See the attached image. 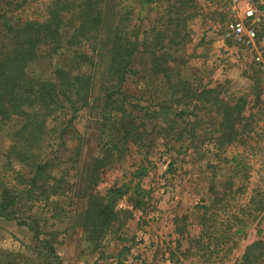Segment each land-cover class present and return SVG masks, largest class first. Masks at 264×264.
I'll use <instances>...</instances> for the list:
<instances>
[{"label": "rangeland", "instance_id": "374dc122", "mask_svg": "<svg viewBox=\"0 0 264 264\" xmlns=\"http://www.w3.org/2000/svg\"><path fill=\"white\" fill-rule=\"evenodd\" d=\"M49 1L32 0L18 11L20 19L42 18ZM195 1L190 12L198 15L183 31L191 41L171 52L181 56L179 71L194 87L216 88L224 101L246 102V119L235 127L236 134L225 129L219 111L203 108L196 100L178 104L170 87L153 74L151 57L142 50L124 84L126 112L114 118L141 139L127 145L117 139L123 152L101 171L97 189L105 193L123 184L134 189L139 183L143 193L149 192L142 197L147 200L144 209H134V191L121 199L117 210L123 217L128 210L132 217L95 249L72 218L83 202L75 193L56 197L57 211L51 203H36L24 216L39 220L40 238H48L55 250L17 219L0 218V247L7 248L3 264H157L156 257L167 255L170 264H240L255 242H264V0H254L261 21L250 45L225 37L227 24L244 18L242 9L234 11L223 0ZM121 2L135 11L134 23L144 30L162 22L160 9L148 7L140 13L138 0ZM3 31L0 22V41ZM63 60L60 54L40 59L27 73L55 81ZM102 116L98 103L80 109L64 139L50 141L47 152L57 164L55 174L67 171L72 182L81 183L88 163L108 146ZM13 132L7 125L6 133ZM8 144L5 139L4 149ZM203 230L208 234L200 238ZM256 264H264V257Z\"/></svg>", "mask_w": 264, "mask_h": 264}, {"label": "trees", "instance_id": "16d2710c", "mask_svg": "<svg viewBox=\"0 0 264 264\" xmlns=\"http://www.w3.org/2000/svg\"><path fill=\"white\" fill-rule=\"evenodd\" d=\"M31 1L0 0L4 27L0 41V218L17 219L55 250L48 238H40L39 220L24 214L36 203H51L57 211L60 203L55 198L75 193L83 202L72 218L97 249L108 235L123 228L124 219L132 217L128 210L122 216L118 202L134 191L138 195L134 209H144L147 200L142 197L149 194L140 190L139 183L134 189L128 184L113 185L105 193L97 189L101 171L118 151L123 152L118 140L127 145L141 139L122 119L114 120L117 113L126 112L121 96L138 53L143 50L151 57L153 74L165 81L178 104L186 106L196 100L203 108L219 111L230 135H235V127L246 119V102L224 101L216 88H196L179 71L181 56L171 50L191 41L189 32L183 31L198 15L190 12L196 8L195 0H138L140 13L148 7L163 11L162 22L145 30L134 23L135 11L127 9L122 0H50L42 18L23 21L18 11ZM161 3L166 5L164 9ZM57 54L64 60L55 81L27 73L32 63ZM95 103L102 110V135L109 138L108 146L88 163L78 185L67 171L55 174L57 164L47 148L52 139H64L80 109ZM7 125L13 133H6ZM5 139L9 141L7 149ZM63 141L66 145L67 140ZM77 153L82 155L81 150ZM207 221L202 215L203 226L209 225ZM239 232L237 229L234 234ZM204 234L208 232L203 230L200 238ZM263 251L264 242H255L240 264H256L264 257Z\"/></svg>", "mask_w": 264, "mask_h": 264}, {"label": "built area", "instance_id": "2783aa9c", "mask_svg": "<svg viewBox=\"0 0 264 264\" xmlns=\"http://www.w3.org/2000/svg\"><path fill=\"white\" fill-rule=\"evenodd\" d=\"M229 7L234 10H243L244 18L236 19L227 24L225 37L227 39H234L248 45L254 44L257 37L256 25L260 23L261 18L257 14L254 0H223ZM244 20H250V24H246ZM257 59L262 61L261 54Z\"/></svg>", "mask_w": 264, "mask_h": 264}, {"label": "crops", "instance_id": "0c3cea01", "mask_svg": "<svg viewBox=\"0 0 264 264\" xmlns=\"http://www.w3.org/2000/svg\"><path fill=\"white\" fill-rule=\"evenodd\" d=\"M177 231V230H176ZM7 248L5 247H0V264H3L4 262V259H5V256L6 254H4V251H6ZM167 259L166 261V264H170L171 262V258H169L170 256H165ZM165 257L162 258V256L160 258L156 257V259H154V261L157 263V264H163V260L165 259Z\"/></svg>", "mask_w": 264, "mask_h": 264}]
</instances>
